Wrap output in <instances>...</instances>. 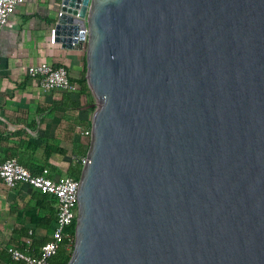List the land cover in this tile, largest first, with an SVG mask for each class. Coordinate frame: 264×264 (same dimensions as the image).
<instances>
[{
  "label": "water",
  "instance_id": "water-1",
  "mask_svg": "<svg viewBox=\"0 0 264 264\" xmlns=\"http://www.w3.org/2000/svg\"><path fill=\"white\" fill-rule=\"evenodd\" d=\"M94 100L65 264H264V0H62Z\"/></svg>",
  "mask_w": 264,
  "mask_h": 264
},
{
  "label": "crops",
  "instance_id": "crops-1",
  "mask_svg": "<svg viewBox=\"0 0 264 264\" xmlns=\"http://www.w3.org/2000/svg\"><path fill=\"white\" fill-rule=\"evenodd\" d=\"M59 2L24 0L0 31V161L16 157L32 172L47 166L51 176L65 174L75 154L86 155L89 141L82 132L92 114L85 93L44 91L27 71L29 65L47 61L66 66L72 78L81 75L84 46L67 47L50 38ZM49 143L65 153H49ZM54 205L53 198L29 183L9 187L0 178V264H19L2 249L9 244L39 253L53 231ZM33 211L39 221L23 222L24 214Z\"/></svg>",
  "mask_w": 264,
  "mask_h": 264
},
{
  "label": "built area",
  "instance_id": "built-area-1",
  "mask_svg": "<svg viewBox=\"0 0 264 264\" xmlns=\"http://www.w3.org/2000/svg\"><path fill=\"white\" fill-rule=\"evenodd\" d=\"M23 2L24 0H0V31L7 23L9 16ZM62 5L63 2L60 0L58 16L62 14ZM55 25L50 29V38L53 42L56 41ZM27 71L29 75L38 79L39 87L44 91L58 88L75 92L79 89L78 83L71 79L68 68L64 65L42 61L29 65ZM82 133L89 141L90 124ZM79 162L81 167L85 162V156H81ZM0 178L9 187H13L20 181L29 183L39 191L50 194L56 201L53 231L51 237L42 244L39 253L32 254L26 248L9 244L7 251L12 259L18 261L19 264H51L50 258L59 250H72L75 235L68 231V227L76 220L78 178L66 174L51 176L47 166L42 167L38 172H32L22 165L16 157L0 161Z\"/></svg>",
  "mask_w": 264,
  "mask_h": 264
},
{
  "label": "trees",
  "instance_id": "trees-1",
  "mask_svg": "<svg viewBox=\"0 0 264 264\" xmlns=\"http://www.w3.org/2000/svg\"><path fill=\"white\" fill-rule=\"evenodd\" d=\"M71 79L73 81L77 82L78 85H79L78 91H75V92L85 93L88 96V99L91 102L92 99H93V96H92V93H91V91H90V89H89V87L87 85L86 78H85V55H84V63H83V68H82L81 75L78 78H76V79L72 78V77H71ZM66 92H68V91H66ZM90 109L92 110L93 107H90ZM52 151H57L58 153H61V154L65 153V149H63L61 147H55V146H53V144L49 143V153H51ZM74 158H75L74 162L67 167V169L65 171V174L69 175V176H72V177H75V178H78L79 171H80V162H79L80 156H78V154H75ZM39 192L41 194L45 195V196H49V197L53 198L48 193H44V192H41V191H39ZM54 202H55V205H54L53 213L51 214L52 215V223H53V221L55 220V217H56V201H55V199H54ZM28 213L29 212H26L24 214L23 222H25V221L38 222L39 221V217L36 216L37 214L36 215L34 214V216H33L34 211L31 212L30 214H28ZM27 215H28V217H27ZM74 229H75V221H74V223L71 226L68 227V231H70L71 233H74ZM13 245H15V244H13ZM15 246H22V244L18 243ZM2 249L5 250V252L7 253V258L9 259V261H13L14 262L15 260L12 259V257L9 254V252L7 251V246L5 248H2ZM3 253L4 252H2L0 254V257L2 256ZM70 254H71V250L70 251H65V250L61 249L55 255H53L50 258V263L51 264H65L68 261V259L70 257Z\"/></svg>",
  "mask_w": 264,
  "mask_h": 264
}]
</instances>
